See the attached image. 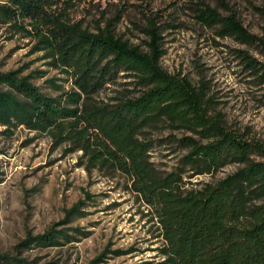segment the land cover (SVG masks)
Instances as JSON below:
<instances>
[{"label": "trees", "instance_id": "16d2710c", "mask_svg": "<svg viewBox=\"0 0 264 264\" xmlns=\"http://www.w3.org/2000/svg\"><path fill=\"white\" fill-rule=\"evenodd\" d=\"M77 1L84 0H0V25L35 39L38 51L73 83L65 91L53 82L62 93L52 97L14 73L0 74V126L48 134L57 146L81 152L89 171L125 177L127 189L158 224L163 247L155 264H264V161L255 160H264V143L229 128L204 85L196 87L163 69L160 28L147 31L146 53L115 38L111 23L98 33L82 29L72 19ZM216 1L215 8L197 6L203 24L263 45L234 13H220L229 10L227 0ZM258 10L264 16V8ZM121 73L134 79L133 89L105 99L107 85L117 84ZM5 83L11 90H1ZM166 127L197 135L177 142L189 149L184 165L198 175L231 164L243 167L217 182L184 189L177 172L162 176L150 161L151 136ZM78 207L68 219L81 214ZM59 239L73 237L52 228L20 246L34 240L41 247L59 246ZM0 264L32 263L6 253L0 254Z\"/></svg>", "mask_w": 264, "mask_h": 264}, {"label": "rangeland", "instance_id": "374dc122", "mask_svg": "<svg viewBox=\"0 0 264 264\" xmlns=\"http://www.w3.org/2000/svg\"><path fill=\"white\" fill-rule=\"evenodd\" d=\"M202 3L218 5L216 0H84L77 1L72 19L92 33L111 23L115 38L146 53L151 40L147 31L157 26L163 69L196 87L204 85L229 128L264 143V16L258 10L264 8V0H227L229 10H219L225 16L234 13L263 45L246 44L223 35L221 26L203 24L196 10ZM50 61L44 51H38L35 39L0 25V74L14 73L57 97L62 92L53 88V82L65 91L73 83ZM124 75L117 84L107 85L105 99L133 89L129 82L134 79ZM1 90L11 88L5 83ZM151 137L150 161L162 176L177 172L184 189L217 182L243 167L231 164L198 175L184 165L189 149L177 142L198 139L197 135L166 127ZM69 148L57 146L48 134L0 126V254L18 255L32 264L160 262L163 241L151 209L127 189L125 177L89 171L82 153ZM77 205L81 214L68 219ZM52 228L73 239H59V246L41 247L36 239L20 246Z\"/></svg>", "mask_w": 264, "mask_h": 264}]
</instances>
